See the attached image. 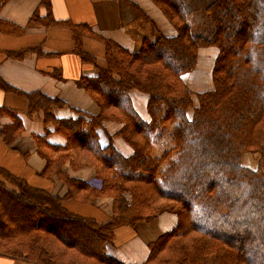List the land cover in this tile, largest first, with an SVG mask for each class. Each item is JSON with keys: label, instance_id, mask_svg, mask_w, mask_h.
<instances>
[{"label": "trees", "instance_id": "1", "mask_svg": "<svg viewBox=\"0 0 264 264\" xmlns=\"http://www.w3.org/2000/svg\"><path fill=\"white\" fill-rule=\"evenodd\" d=\"M7 1L0 0V9ZM151 1L175 35L158 30L136 51L80 27L78 33L105 45L97 76L81 79L97 114L57 119L52 109L65 103L27 95L29 113L41 115L45 127L53 125L67 141L50 144L47 130L37 140L47 158L43 174L67 190L33 187L0 167V257L28 264H125L108 252L117 230L169 213L177 224L149 244L144 264H264V172L242 162V154L257 153L264 163V0ZM40 5L50 18V2ZM211 47L217 50L212 88L195 93L183 76L196 69L201 48ZM79 52L83 61L96 62ZM132 91L148 97L150 120L136 110ZM4 114L0 107V118ZM110 121L120 126L116 135L130 154L116 148L115 134L107 135ZM169 123L172 145L153 157L152 138ZM99 130L108 143L102 144ZM20 132L14 122L0 136L10 141ZM66 165L92 168L101 188L71 176ZM99 197L112 199V213L102 220L67 205Z\"/></svg>", "mask_w": 264, "mask_h": 264}, {"label": "crops", "instance_id": "2", "mask_svg": "<svg viewBox=\"0 0 264 264\" xmlns=\"http://www.w3.org/2000/svg\"><path fill=\"white\" fill-rule=\"evenodd\" d=\"M48 1L51 5L50 18L46 16V8L40 5V0H9L0 9V107L5 110L0 118V132L14 122L19 123L21 130L10 141L0 136V167L26 180L33 187L63 194L67 190L66 186L53 176L48 178L43 174L47 158L40 154L36 144L38 138L46 134V130L49 132L47 141L50 144L63 147L67 141L54 131L53 125L46 128L41 115L29 113L27 95L39 92L65 103L63 107L52 109L57 119H77L79 113L97 114L99 107L81 86V79L97 76L99 66L105 62V45L86 33H78L80 27L85 26L87 29L84 32L92 30L130 51L138 50L145 38L155 40L158 30L165 36H173L175 31L151 0H129L127 3L122 0ZM80 49L96 62L83 61ZM213 54L216 58L217 53L214 51ZM200 55L199 52L198 63ZM3 84L17 92L6 90ZM131 98L136 110L142 115L145 107L138 102L142 100L146 103L148 97L133 91ZM113 124L104 125L108 136H113L120 129L118 124ZM98 132L102 144L108 143L105 132ZM17 137H25L31 142L26 152L16 147ZM118 140L122 138L114 139L117 149ZM118 150L128 153L123 148ZM69 173L86 181L91 170L70 169ZM67 205L76 213L97 216L95 212L98 207L92 203L71 200ZM100 211L108 214L107 208L102 207ZM176 224L175 215L164 213L149 224L139 223L135 228H121L117 230L115 242L108 247V252L125 264H144L150 253L149 244L170 232ZM0 264L28 263L0 257Z\"/></svg>", "mask_w": 264, "mask_h": 264}, {"label": "rangeland", "instance_id": "3", "mask_svg": "<svg viewBox=\"0 0 264 264\" xmlns=\"http://www.w3.org/2000/svg\"><path fill=\"white\" fill-rule=\"evenodd\" d=\"M173 35H175V33ZM214 51H215V53H217V50L213 47L201 48V50L199 51L201 53V55H200L201 57H200V61L197 65L196 69L193 72L188 73V74L183 76L185 82L189 85V87L195 93L207 91V90L212 88V68H213V64L215 61V56L213 54ZM138 103L141 104V106L145 107L142 110L143 116L141 115L143 117V119L150 120V117H149L147 110H146L147 102L145 103L144 101L139 100ZM106 123L113 124L114 122L110 121V122H106ZM173 128H174L173 123H169V124H166L164 126H159L157 128V131L152 138V156L153 157H158V156L162 155L166 150H168L171 147ZM117 137H118V135H116V133H115V136L113 138L116 139ZM19 144H20L19 146H21L22 148H26V146H27V145H25L24 141L21 143L19 142ZM117 147H118V149L123 148V149L127 150L128 153H125V154H129L132 151L130 146L127 145L123 139L117 141ZM242 157H243L242 162L246 167H249L252 169H257L258 165H259V167H261L263 169V172H264V163L260 164L259 154H257V153H244V154H242ZM162 167H164V165H161V168ZM67 168H69V169H67ZM85 168H89V167H85ZM64 169H66L69 172V170L71 168L69 165H66V167H64ZM90 170H91V173L87 179L89 180L92 178H97L96 172L92 168H90ZM62 184H60V185L62 186V188H64V186H63L64 184L63 185ZM91 203L95 207H98L97 211L95 212V215L99 216L101 218V220L106 218V215L102 211H100V209H102V207H103V209L107 208L108 214L112 213V199L110 197L94 198V199H92ZM101 205H102V207H101ZM99 206H100V209H99ZM17 262H20V261L17 260Z\"/></svg>", "mask_w": 264, "mask_h": 264}, {"label": "built area", "instance_id": "4", "mask_svg": "<svg viewBox=\"0 0 264 264\" xmlns=\"http://www.w3.org/2000/svg\"><path fill=\"white\" fill-rule=\"evenodd\" d=\"M19 139V138H18ZM17 139V140H18ZM20 143L21 142H25V145H27L26 146V148H22L21 146H19L20 144H19V142H17V144H16V147L22 152H26V150H28L30 147H31V142L29 141V140H27L25 137H22V138H20L19 140H18ZM16 143V142H15ZM88 182L90 183V185L92 186V187H95V188H98V189H100L101 188V181L99 180V179H97V178H92V179H89L88 180Z\"/></svg>", "mask_w": 264, "mask_h": 264}]
</instances>
